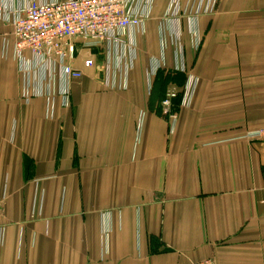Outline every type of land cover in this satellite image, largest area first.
<instances>
[{
    "label": "crops",
    "instance_id": "crops-1",
    "mask_svg": "<svg viewBox=\"0 0 264 264\" xmlns=\"http://www.w3.org/2000/svg\"><path fill=\"white\" fill-rule=\"evenodd\" d=\"M26 1L0 0V264H264V0H141L72 80L20 69Z\"/></svg>",
    "mask_w": 264,
    "mask_h": 264
},
{
    "label": "built area",
    "instance_id": "built-area-1",
    "mask_svg": "<svg viewBox=\"0 0 264 264\" xmlns=\"http://www.w3.org/2000/svg\"><path fill=\"white\" fill-rule=\"evenodd\" d=\"M215 1L209 0V11ZM141 6V0H62L48 3L27 0L24 6L6 12L13 37V56L21 70L25 63L32 61L33 66L39 69L45 66L60 68L66 80L78 79L82 73L72 65L78 51L76 41L80 40L84 49L123 43L120 36L130 25L142 23L146 15ZM199 10L198 2L194 12ZM83 64L89 67L93 61L85 59ZM25 94L23 90L22 96L27 101L31 95ZM174 96L175 91L166 92L162 102L166 113H169ZM244 137L264 141V124ZM189 264L217 263L209 257Z\"/></svg>",
    "mask_w": 264,
    "mask_h": 264
}]
</instances>
